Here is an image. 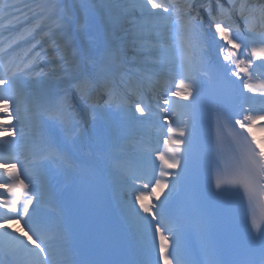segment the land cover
Instances as JSON below:
<instances>
[{
    "label": "snow or ice",
    "instance_id": "6c2138e0",
    "mask_svg": "<svg viewBox=\"0 0 264 264\" xmlns=\"http://www.w3.org/2000/svg\"><path fill=\"white\" fill-rule=\"evenodd\" d=\"M214 3L215 8L213 0H207L206 4L198 3L197 0H182L180 4L165 0L93 3L90 7L100 10L103 23L119 25L125 32L119 44L110 43L103 49L97 46L96 54L93 55L90 41L95 25L87 21V9L78 15L71 5L62 6L57 0H39L34 6L0 0V27H3L2 21L7 19L10 27L5 28V31L11 32L17 27L21 29L9 39L6 48H0V112L9 120L18 121L22 119V110L31 112L35 126L46 130V142L55 149L54 158H61L60 133H67L75 143L81 135L85 115L91 124L102 118L104 108L89 101L93 92L97 96L107 92L111 98L117 75L123 80L130 71L124 67L123 59V54L129 48L132 50L133 67L147 68L169 60L180 65L181 77L176 82L175 90H170L163 99L165 107L160 109L161 112L167 113L168 106L177 104L178 100L194 101L200 95L202 81L190 75L188 68L195 58L196 50L200 48L202 38L208 34L205 16L214 30V39L218 37L224 42L217 44V47L226 63L217 64L215 70L222 74L225 82L242 84L246 93H259L264 98V78L257 84L249 82L253 79L256 61H260V67L264 68V0H260L257 5L250 3V0H227V5L225 0H214ZM201 9L204 16L201 15ZM134 12H138L139 17L126 19ZM233 15H238L244 21L245 29L250 33L248 36L242 35L240 28L232 21ZM36 19L38 23L25 27L30 20ZM45 21H51L55 30L49 27L44 32L47 26ZM124 24L130 27H124ZM41 32L43 35L37 40L36 35ZM54 36L57 38L53 39ZM49 41L51 50L56 53L49 63L55 67L50 73H37L35 69L42 57L48 56L49 49L42 48L39 52L36 49L48 45ZM17 48L22 51L17 52ZM68 49H73L71 57ZM5 57L8 59L5 60ZM14 62L16 67L12 68ZM261 75L264 76V73ZM231 77L236 79L232 80ZM30 86L38 88V92H29ZM173 97L178 100H173ZM141 105L142 102H136L135 112L145 117L150 109ZM222 118L223 113H218V119ZM227 119L224 126L234 127L230 125L231 118ZM257 120L264 121V107L249 108L243 120H235V125L243 131L231 134L238 138L241 154L235 161L232 178L227 181L217 179L215 184L217 192L223 190L222 185L225 183L242 189L250 209L257 202L264 205V145L257 142L252 133ZM48 121H51L50 125ZM167 131L165 150L156 156L160 161V170L158 176L152 177L155 183L131 187L130 198L121 208L123 215L143 231L147 232L154 226V234L159 238L158 259L154 261L145 253L135 264H182L178 233L173 228H165L164 205L176 187L175 181L186 167L185 154L192 131L174 128L171 121ZM0 134L13 137L6 142L8 149L13 151L16 137L22 134V130L0 124ZM19 163L14 158L9 161L0 157V169L7 177L6 181L0 180V189L7 193V196L0 193V257H3L0 264H69L67 260L61 262L56 258L57 248L63 242V233L59 227H50L38 216L40 198L36 185L32 183L28 169L18 167ZM175 169L180 171H169ZM149 187L151 191H146ZM166 189L167 194L162 199L161 194ZM132 193H135L134 201L131 199ZM153 196L158 203L149 200ZM146 200L149 202L145 203ZM10 220H15L21 227L9 231ZM262 224L264 216L258 220L253 213L251 229L258 233L261 248L258 264H264Z\"/></svg>",
    "mask_w": 264,
    "mask_h": 264
},
{
    "label": "bare ground",
    "instance_id": "6f19581e",
    "mask_svg": "<svg viewBox=\"0 0 264 264\" xmlns=\"http://www.w3.org/2000/svg\"><path fill=\"white\" fill-rule=\"evenodd\" d=\"M8 2H15V3H18V4H29V5L34 6L35 3L39 2V0H5V3H8ZM85 2L90 6L93 3H97V4L109 3L110 0H85ZM197 2H199V0H197ZM69 5H71L73 7V9L77 11L78 15L81 13L80 10L77 8V6H75L74 3L71 4L69 2ZM91 10L93 11V21H98L99 23H102L103 18H102V14H101L100 10L99 9H93V8H91ZM137 17H139V13L138 12H134L132 14V16L126 17V19H132V18H137ZM38 22H39L38 19L30 20L29 23L25 25V27H31L33 24H36ZM2 23H3V27H0V38H7L9 40L12 37H14L21 30L19 27H17L14 31H11V32L5 31V28L10 27V25H9L7 19L3 20ZM44 23H45V25H47V26L44 27V30L47 32L49 30V27L52 28L53 24H52L51 21H45ZM124 27H130V26L127 25V24H124ZM105 28L107 30L108 36L110 37V43L119 44L120 43V37L125 35V32L122 30V28L119 25L112 26L110 24H105ZM129 39H131V33H129ZM17 50L22 51L20 48H17ZM55 55H56V53L54 51H52L51 49H49L48 56L47 57H42V59H43V61L45 63L46 61H49V59H51ZM123 59L125 61H131L132 60V50L130 48L123 54ZM169 61L171 63V60H169ZM177 64L178 63L174 64L175 68H176ZM54 67L55 66L50 63L45 68H42V67L40 68L39 66H37L36 69H39V70L41 69V71L43 73H50V72L53 71ZM36 72L38 73V71H36ZM259 81H260V79H253L251 81V83L257 84V83H259ZM62 86L63 85H61V87ZM28 91L29 92H38V88H36L35 86H30L28 88ZM253 94L259 95V93H253ZM13 107H15V106L13 105ZM27 112L28 111H23L22 110V112H21L22 119L19 120V121L15 120V119L9 120L7 116H5L2 112H0V117H3L2 119H0V124L12 125V126H14V128H19V129L22 130V134L16 137V141H18V142H22V140H23V138L25 137V134H26L25 132H28L30 130V128H31L30 126L25 125V123H26L25 113L27 114ZM133 115L134 114L129 112V117H132ZM262 132H264V128H259L258 129V135L262 136L263 135ZM2 135H6L11 140L13 139V137L8 136L7 134H1V136ZM117 138H119V137H117ZM3 176H4L3 171H0V180L6 181V180H4ZM2 191L4 192L3 189H0V192H2ZM4 193L7 194L6 192H4ZM127 201L128 200H125V201L123 200L122 204H124ZM11 229H19L16 221H13V220L9 221L8 230L10 231ZM30 247H31V245H30Z\"/></svg>",
    "mask_w": 264,
    "mask_h": 264
}]
</instances>
